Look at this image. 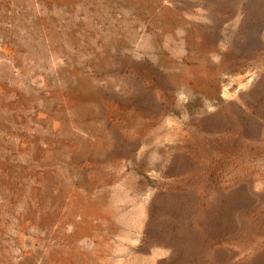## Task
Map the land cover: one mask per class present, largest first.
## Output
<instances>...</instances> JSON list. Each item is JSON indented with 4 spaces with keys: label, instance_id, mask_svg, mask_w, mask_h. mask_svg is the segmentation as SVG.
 <instances>
[{
    "label": "rangeland",
    "instance_id": "rangeland-1",
    "mask_svg": "<svg viewBox=\"0 0 264 264\" xmlns=\"http://www.w3.org/2000/svg\"><path fill=\"white\" fill-rule=\"evenodd\" d=\"M0 264H264V0H0Z\"/></svg>",
    "mask_w": 264,
    "mask_h": 264
}]
</instances>
